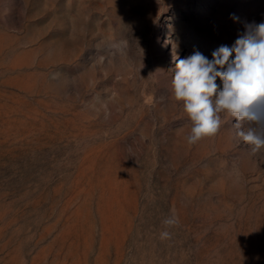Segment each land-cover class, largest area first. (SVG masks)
I'll return each mask as SVG.
<instances>
[{
  "label": "rangeland",
  "instance_id": "rangeland-1",
  "mask_svg": "<svg viewBox=\"0 0 264 264\" xmlns=\"http://www.w3.org/2000/svg\"><path fill=\"white\" fill-rule=\"evenodd\" d=\"M252 22L264 0H0V264H264V148L225 113L189 145L171 88Z\"/></svg>",
  "mask_w": 264,
  "mask_h": 264
},
{
  "label": "clouds",
  "instance_id": "clouds-1",
  "mask_svg": "<svg viewBox=\"0 0 264 264\" xmlns=\"http://www.w3.org/2000/svg\"><path fill=\"white\" fill-rule=\"evenodd\" d=\"M244 27L233 45L218 47L211 60L194 51L176 62L171 88L192 123L185 138L189 145L214 136L222 124L220 114L225 113L235 118L236 137L253 152L264 148V22ZM162 223L167 229L177 225L178 218L173 214ZM170 237L169 231L160 232L161 240Z\"/></svg>",
  "mask_w": 264,
  "mask_h": 264
}]
</instances>
